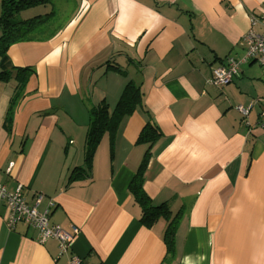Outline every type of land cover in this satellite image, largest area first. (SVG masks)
Listing matches in <instances>:
<instances>
[{
    "label": "crops",
    "instance_id": "crops-1",
    "mask_svg": "<svg viewBox=\"0 0 264 264\" xmlns=\"http://www.w3.org/2000/svg\"><path fill=\"white\" fill-rule=\"evenodd\" d=\"M263 7L264 0H45L22 10V18L55 10L62 27L8 50L10 66L35 72L11 131L16 80L0 78V183L22 184L29 204L42 193L39 209L50 211L51 224L80 227L72 251L83 264H264V67L248 61L227 85L209 82L214 68L245 55L244 35L261 31L252 17ZM130 81L142 104L121 121L113 156L105 134L89 175L69 180L85 165L91 107L105 100L113 110ZM150 115L162 135L144 188L172 215L184 207L169 260L167 220L144 225L129 190ZM8 216L1 205L0 264H67L57 239L39 243L36 228L10 229Z\"/></svg>",
    "mask_w": 264,
    "mask_h": 264
},
{
    "label": "trees",
    "instance_id": "trees-1",
    "mask_svg": "<svg viewBox=\"0 0 264 264\" xmlns=\"http://www.w3.org/2000/svg\"><path fill=\"white\" fill-rule=\"evenodd\" d=\"M43 1L45 0H2L0 15V58L2 70L0 71V78L5 81L12 78L16 80L14 93L6 113V123L10 131L13 127L15 111L27 94V83L35 69L32 66H10L8 50L15 43L48 40L62 27L57 25L58 18L55 10L29 18H22L18 15L22 10ZM114 68L116 69L117 67ZM141 104L142 92L140 87L130 81L125 86L113 110L110 109L109 104L105 100L91 107V121L85 144V165L74 168L69 180L75 181L89 175L93 168L94 156L105 134H108L111 139V154L113 156L114 138L121 121L125 116L132 114L136 107ZM161 135L162 131L150 115V119L143 126L137 140L138 143L147 144L148 148L129 184V190L142 208L140 221L144 225L152 227L161 218L167 220L164 241L167 245L166 259L169 260L175 255L176 229L184 213V207L172 215L168 202L154 203L144 188L146 169L152 155L151 147Z\"/></svg>",
    "mask_w": 264,
    "mask_h": 264
},
{
    "label": "built area",
    "instance_id": "built-area-1",
    "mask_svg": "<svg viewBox=\"0 0 264 264\" xmlns=\"http://www.w3.org/2000/svg\"><path fill=\"white\" fill-rule=\"evenodd\" d=\"M253 24H260L261 31L250 29L244 35L247 51L241 58L229 57L225 63L213 69L209 82L217 86H225L230 83L240 70L242 64L248 61H256L264 67V7L260 16L252 17ZM238 110L246 116L248 108L239 105ZM42 193L36 194L34 204H29L23 194V185L20 184L15 190H10L0 183V206L9 208L7 225L14 229L19 223H26L38 231L37 241L45 243L51 238L57 239L60 246V254L67 255V264H83V258L72 251L73 242L80 233V227L72 225L71 230L59 224L50 223L49 210L41 211L39 203L43 199ZM53 205V204H52Z\"/></svg>",
    "mask_w": 264,
    "mask_h": 264
},
{
    "label": "rangeland",
    "instance_id": "rangeland-1",
    "mask_svg": "<svg viewBox=\"0 0 264 264\" xmlns=\"http://www.w3.org/2000/svg\"><path fill=\"white\" fill-rule=\"evenodd\" d=\"M18 15L21 16V12H20ZM19 16H18V17H19Z\"/></svg>",
    "mask_w": 264,
    "mask_h": 264
}]
</instances>
